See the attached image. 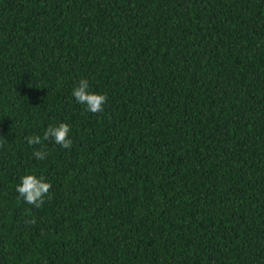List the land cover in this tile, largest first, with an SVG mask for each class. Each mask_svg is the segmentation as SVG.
<instances>
[{"label":"trees","instance_id":"1","mask_svg":"<svg viewBox=\"0 0 264 264\" xmlns=\"http://www.w3.org/2000/svg\"><path fill=\"white\" fill-rule=\"evenodd\" d=\"M0 264H264V0H0Z\"/></svg>","mask_w":264,"mask_h":264},{"label":"clouds","instance_id":"2","mask_svg":"<svg viewBox=\"0 0 264 264\" xmlns=\"http://www.w3.org/2000/svg\"><path fill=\"white\" fill-rule=\"evenodd\" d=\"M71 95L76 102L85 105L86 111L93 114L103 112L104 105L107 102L105 94L92 91L87 78L81 77L72 88ZM70 125L67 122H59L57 124H49L43 134H32L25 136V140L29 145H41L40 148L33 147L32 156L36 160H44L48 156V152L43 149V141L52 140L55 144L63 149H71L73 141L69 137ZM51 183L43 176H37L34 173H25L20 176L16 185V192L20 198L35 208L39 209L45 202V198L51 199L50 189ZM26 223H35V218Z\"/></svg>","mask_w":264,"mask_h":264}]
</instances>
